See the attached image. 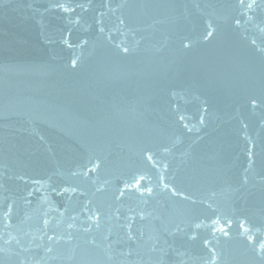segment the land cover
<instances>
[{
  "label": "water",
  "instance_id": "1",
  "mask_svg": "<svg viewBox=\"0 0 264 264\" xmlns=\"http://www.w3.org/2000/svg\"><path fill=\"white\" fill-rule=\"evenodd\" d=\"M0 264H264V0H0Z\"/></svg>",
  "mask_w": 264,
  "mask_h": 264
}]
</instances>
